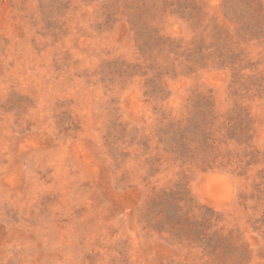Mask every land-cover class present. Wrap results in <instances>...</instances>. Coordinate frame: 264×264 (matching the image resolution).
<instances>
[{"label": "rangeland", "instance_id": "obj_1", "mask_svg": "<svg viewBox=\"0 0 264 264\" xmlns=\"http://www.w3.org/2000/svg\"><path fill=\"white\" fill-rule=\"evenodd\" d=\"M0 264H264V0H0Z\"/></svg>", "mask_w": 264, "mask_h": 264}]
</instances>
